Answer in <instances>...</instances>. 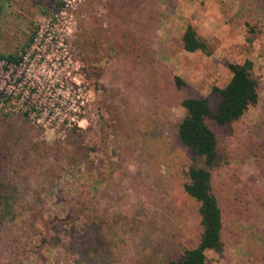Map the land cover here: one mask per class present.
I'll return each instance as SVG.
<instances>
[{"label":"rangeland","instance_id":"1","mask_svg":"<svg viewBox=\"0 0 264 264\" xmlns=\"http://www.w3.org/2000/svg\"><path fill=\"white\" fill-rule=\"evenodd\" d=\"M113 7V0H0V53L21 56L15 66L0 63V84L18 95L0 108V252H23L20 264H78L67 241L98 209L134 218L117 264H167L195 245L198 204L182 185L202 159L177 138L179 101L203 96L215 111L212 88L227 82L226 64L247 58L255 104L229 124L206 120L222 229L220 250L204 255L205 264H264L260 0H157L150 40L159 76L151 82L147 70L117 56ZM187 24L204 51L177 46Z\"/></svg>","mask_w":264,"mask_h":264},{"label":"trees","instance_id":"2","mask_svg":"<svg viewBox=\"0 0 264 264\" xmlns=\"http://www.w3.org/2000/svg\"><path fill=\"white\" fill-rule=\"evenodd\" d=\"M157 0H113V16L120 26L121 45L117 56L124 61L148 71L150 82L158 78L151 49L150 31L157 19ZM264 9V0H260ZM246 41H250L245 37ZM177 46L186 52L204 51L205 43L200 40L194 28L187 24L176 40ZM21 56L1 54L0 60L18 63ZM230 76L222 87H213L219 95L215 111H212L203 96L182 97L179 104L184 115L176 127L178 140L189 149L193 156L202 159V166L192 165L187 170V182L183 192L198 204L196 214L199 232L196 244L184 247L167 264H205L206 250L221 248V211L212 193L210 168L217 164L216 141L212 130L206 124L212 119L218 125L229 124L238 119L257 100V82L252 73V62L244 59L241 63L226 64ZM175 82L178 77H173ZM153 89V88H151ZM73 151H82L81 145H74ZM103 209L85 214L77 237L70 235L67 245L76 255L78 264H117L124 244L123 235L135 229L134 218L107 214ZM66 247L65 244H62ZM9 250V249H7ZM0 252V264H20L18 255Z\"/></svg>","mask_w":264,"mask_h":264},{"label":"built area","instance_id":"3","mask_svg":"<svg viewBox=\"0 0 264 264\" xmlns=\"http://www.w3.org/2000/svg\"><path fill=\"white\" fill-rule=\"evenodd\" d=\"M21 60V59H20ZM20 60L18 61V63H6L3 60H0V63H2L3 66H9V65H17L20 63ZM16 84H20V79H17V83ZM27 91L28 88L27 86L22 87V91L19 95V99L20 100H25V98H27ZM18 95H16V93L10 91L9 89H6L4 86V83L0 84V108L4 105V102L6 100H12V99H16Z\"/></svg>","mask_w":264,"mask_h":264},{"label":"crops","instance_id":"4","mask_svg":"<svg viewBox=\"0 0 264 264\" xmlns=\"http://www.w3.org/2000/svg\"><path fill=\"white\" fill-rule=\"evenodd\" d=\"M181 51H183L182 49H180ZM186 52V51H185Z\"/></svg>","mask_w":264,"mask_h":264}]
</instances>
